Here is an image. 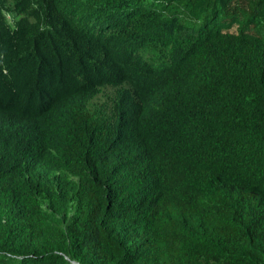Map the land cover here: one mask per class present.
Segmentation results:
<instances>
[{
    "label": "trees",
    "instance_id": "1",
    "mask_svg": "<svg viewBox=\"0 0 264 264\" xmlns=\"http://www.w3.org/2000/svg\"><path fill=\"white\" fill-rule=\"evenodd\" d=\"M0 264H264V0H0Z\"/></svg>",
    "mask_w": 264,
    "mask_h": 264
}]
</instances>
